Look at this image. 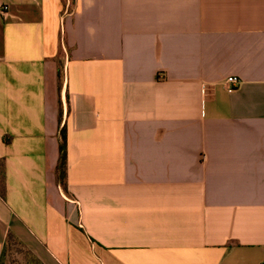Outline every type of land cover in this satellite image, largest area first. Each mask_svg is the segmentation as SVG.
<instances>
[{"label":"crops","instance_id":"0c3cea01","mask_svg":"<svg viewBox=\"0 0 264 264\" xmlns=\"http://www.w3.org/2000/svg\"><path fill=\"white\" fill-rule=\"evenodd\" d=\"M9 233L43 264H264V0H0V264Z\"/></svg>","mask_w":264,"mask_h":264},{"label":"trees","instance_id":"16d2710c","mask_svg":"<svg viewBox=\"0 0 264 264\" xmlns=\"http://www.w3.org/2000/svg\"><path fill=\"white\" fill-rule=\"evenodd\" d=\"M60 159L57 167V176L65 187L67 178V139L65 130L61 133ZM3 264H43L14 234L9 233L2 256Z\"/></svg>","mask_w":264,"mask_h":264},{"label":"built area","instance_id":"2783aa9c","mask_svg":"<svg viewBox=\"0 0 264 264\" xmlns=\"http://www.w3.org/2000/svg\"><path fill=\"white\" fill-rule=\"evenodd\" d=\"M8 9H9L8 6H2L1 12L6 14L8 12ZM240 83L241 82L238 78L232 77L226 81V87L229 91H232V90H235L237 87H239Z\"/></svg>","mask_w":264,"mask_h":264},{"label":"rangeland","instance_id":"374dc122","mask_svg":"<svg viewBox=\"0 0 264 264\" xmlns=\"http://www.w3.org/2000/svg\"><path fill=\"white\" fill-rule=\"evenodd\" d=\"M8 264V263H7Z\"/></svg>","mask_w":264,"mask_h":264}]
</instances>
